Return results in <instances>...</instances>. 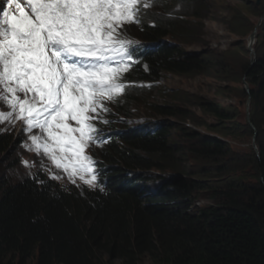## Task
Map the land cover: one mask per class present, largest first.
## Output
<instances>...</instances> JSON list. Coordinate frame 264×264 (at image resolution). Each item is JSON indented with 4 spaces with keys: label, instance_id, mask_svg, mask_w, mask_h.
I'll list each match as a JSON object with an SVG mask.
<instances>
[{
    "label": "trees",
    "instance_id": "1",
    "mask_svg": "<svg viewBox=\"0 0 264 264\" xmlns=\"http://www.w3.org/2000/svg\"><path fill=\"white\" fill-rule=\"evenodd\" d=\"M167 2L143 33L153 43L145 55L150 64L145 79L158 81L165 72L243 79L250 92L244 86L242 95L251 99V124L246 121L244 129L255 136L259 153L235 154L225 139L189 126L203 124L232 136L235 108L174 92L181 102L161 103L151 99L154 91L145 92L160 117L145 125L154 131L122 129L124 142L104 152L105 169L94 188L59 190L43 177H37L40 185L11 181L5 171L13 142L0 134V264H109L110 258L136 264L140 257L150 264H264V18L256 56L244 59L234 78L225 53L202 38L207 0ZM245 8L264 15V7L254 3ZM191 44L205 48L191 52L186 49ZM194 162L198 171L192 170ZM157 172L164 175L155 182L150 175ZM202 192L212 202L191 210Z\"/></svg>",
    "mask_w": 264,
    "mask_h": 264
},
{
    "label": "snow or ice",
    "instance_id": "2",
    "mask_svg": "<svg viewBox=\"0 0 264 264\" xmlns=\"http://www.w3.org/2000/svg\"><path fill=\"white\" fill-rule=\"evenodd\" d=\"M151 4L0 0V103L8 108L0 123L23 121L31 141L25 147L73 184L78 178L97 187L96 161L86 148L103 143L95 121L128 86L123 76L134 63V42L122 29L139 23L140 8Z\"/></svg>",
    "mask_w": 264,
    "mask_h": 264
},
{
    "label": "rangeland",
    "instance_id": "3",
    "mask_svg": "<svg viewBox=\"0 0 264 264\" xmlns=\"http://www.w3.org/2000/svg\"><path fill=\"white\" fill-rule=\"evenodd\" d=\"M248 2L256 4L257 6L261 7V9L264 7V0H207V4L210 6V11L204 20L205 30L202 38L209 42L208 47L222 50L225 53L224 57L227 63L228 71L230 73H234V78H238L240 66L244 62L243 60L246 58H254L248 47V37L255 30L260 17L255 14L247 13L245 5ZM238 12L244 13L246 17H244L243 15H237ZM232 28L234 29L232 30ZM204 48L205 47L203 45L199 44L186 45V49L191 52H200ZM254 52L256 56L255 48ZM230 80L231 81H221L204 74L179 75L165 72L163 73V76L159 81L151 85V91H154V95H152L151 99L160 101L161 103L167 100L171 102H181L182 100L173 99L172 96L174 92V94H181L188 98L199 95L208 99L219 101L227 107L232 106L236 109L237 117L235 121L236 123H238L236 125L237 129L235 130V134H233L232 136L223 134L220 135L221 133L212 131L203 124L194 125V123L190 122L191 124H189V126L196 127V129L200 130L203 133L215 135L219 138L225 139L231 145L232 151L235 154L243 155L244 153H248L250 149H254L258 153L259 150L257 151L254 145L256 143V141L254 140L255 136L251 137L245 132L244 129L246 127L247 114L250 110L251 101V99H249L250 97L246 100V97H243L244 95H242V89L245 86L243 83L244 80ZM220 86L224 88L221 89ZM147 90L149 89L144 90L141 95L137 96V98L139 99L138 104L141 102L147 103V98L144 97V93ZM135 104L136 103L132 104V108L134 111L131 119L132 124H139L147 120H154L156 118L160 119V117H157L156 114H154L151 107H137ZM189 104L191 106V109H195L197 111V113L200 115V118L207 119L209 122H213L212 117L203 115L199 109H196V106L194 104ZM11 138L13 142L12 145L21 143L23 146L20 148H25V141L27 139H25L24 137ZM11 152L15 153V151H13V148H10V154L6 155L8 156V158L10 157V160L12 157ZM42 157L43 156L37 157L35 155V166L38 165V162L40 161L39 158ZM193 164L194 165L192 166V170L198 171L201 168L198 163L194 162ZM209 165L210 164H207V166L205 167H208ZM43 174H45L46 177L53 178V176L56 175L55 167L51 166L50 164L49 171H46ZM160 175L164 174L157 172L156 174H151L150 176H153L156 179L155 182H157V179H159ZM21 177V172L18 171L15 167L11 173L9 172L8 175V178L13 182L21 180ZM211 202L212 200L208 197V193L202 192L199 194L198 198L195 199L193 203L195 207H192L191 210H196L198 207L208 205ZM109 264L119 263L116 258H110ZM136 264L150 263L145 257H140L136 261Z\"/></svg>",
    "mask_w": 264,
    "mask_h": 264
},
{
    "label": "water",
    "instance_id": "4",
    "mask_svg": "<svg viewBox=\"0 0 264 264\" xmlns=\"http://www.w3.org/2000/svg\"><path fill=\"white\" fill-rule=\"evenodd\" d=\"M264 18V15L263 17L260 18L259 22L257 23L256 27H255V30L249 35L248 37V47H249V50L251 51L252 55L255 57V52H254V48H253V45L255 44L256 42V38H257V35H258V28L262 22ZM244 85H245V89L247 92H249V87H248V83L247 82H244ZM250 99V98H249ZM247 122L251 124L250 122V117H249V113L247 114ZM255 138V137H254ZM255 140V139H254ZM255 145V148L257 149L258 151V148L256 146V143L254 144ZM259 153V151H258Z\"/></svg>",
    "mask_w": 264,
    "mask_h": 264
},
{
    "label": "bare ground",
    "instance_id": "5",
    "mask_svg": "<svg viewBox=\"0 0 264 264\" xmlns=\"http://www.w3.org/2000/svg\"><path fill=\"white\" fill-rule=\"evenodd\" d=\"M97 167H100V164H99V163H98ZM38 177H39V178L43 177V178H46V179H53V178L46 177V175L43 174V173H42L41 175H39ZM53 180H54V179H53ZM97 183H99V182H97ZM193 206H195V205H193Z\"/></svg>",
    "mask_w": 264,
    "mask_h": 264
},
{
    "label": "built area",
    "instance_id": "6",
    "mask_svg": "<svg viewBox=\"0 0 264 264\" xmlns=\"http://www.w3.org/2000/svg\"><path fill=\"white\" fill-rule=\"evenodd\" d=\"M192 208V207H191Z\"/></svg>",
    "mask_w": 264,
    "mask_h": 264
}]
</instances>
